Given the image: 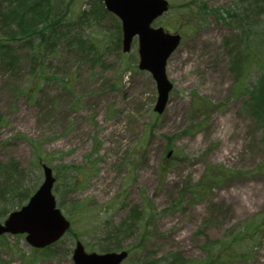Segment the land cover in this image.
I'll return each mask as SVG.
<instances>
[{"label": "rangeland", "instance_id": "rangeland-1", "mask_svg": "<svg viewBox=\"0 0 264 264\" xmlns=\"http://www.w3.org/2000/svg\"><path fill=\"white\" fill-rule=\"evenodd\" d=\"M65 1L71 33L46 67L49 78L34 70L29 47H18L15 69L0 64V163L15 159L27 171V188L35 190L43 182L41 164L53 168V192L73 231L46 249L33 248L25 235L1 236L0 264H74L77 240L101 253L105 222L119 223L134 206L143 211L144 226L122 242L132 248L124 264L173 251L202 261L207 237L233 236L242 237L248 253L231 264H264V223L253 235L264 221V143L244 107V91L264 77V0L260 13L242 0H169L172 10L153 26L182 40L167 62L173 90L162 115L154 112L152 75L138 68V40L124 53L115 40L119 20L99 23L87 14L103 0ZM7 7L0 0V17ZM225 11L246 12L242 17L252 15L256 23L243 31L237 20L219 16ZM7 32L0 30V38ZM75 39L92 47L80 44L88 58L77 44L68 49ZM241 39L246 57L237 73L228 48ZM210 165L230 172L228 179L195 198L191 187Z\"/></svg>", "mask_w": 264, "mask_h": 264}, {"label": "trees", "instance_id": "trees-1", "mask_svg": "<svg viewBox=\"0 0 264 264\" xmlns=\"http://www.w3.org/2000/svg\"><path fill=\"white\" fill-rule=\"evenodd\" d=\"M8 7L0 17V30L6 28L8 31L7 36L1 38L0 41V64L5 65L8 68L15 69L19 65L20 57L17 53L18 47H29L31 53L35 58L34 70L41 72L42 79L49 78L46 67L53 65V62L60 57L59 46L62 39L66 38L71 32V22L69 18L70 3L65 0H7ZM195 2L197 0H194ZM242 4H247V9L253 12L257 11V7L262 9L259 5V0H242ZM201 6V5H200ZM202 12L206 11L205 5L199 7ZM245 9V11H247ZM172 10V8H171ZM226 12V11H225ZM223 12L219 16L223 19L227 17L237 20V26L244 29L245 24L248 28H252L255 20L251 21L252 15H247L248 19H244L242 13ZM226 14L224 16L223 14ZM87 14L94 18L99 23L102 20L110 18L116 20L113 15L106 12L103 5L98 4L87 10ZM1 16V15H0ZM194 18V17H193ZM185 19L182 21L184 24ZM118 26L117 33L119 37L116 40V46H121V27L120 23H116ZM82 25V23H81ZM238 28V29H239ZM67 29V30H66ZM241 38V36H240ZM72 40L67 43L68 49L74 44L78 45V49L82 50L84 43L80 42L81 39ZM230 38L225 39V45L229 46L231 43ZM237 45L233 44L232 48H228L231 67L240 73L242 70V64L244 57H246V50L242 48L245 40L241 39ZM239 41V39H238ZM83 44V45H80ZM232 45V44H231ZM89 48L92 47L85 46ZM80 50V51H81ZM81 51V52H82ZM245 51V52H244ZM98 57L101 55L99 51H93ZM85 58H88L89 52H82ZM41 79V80H42ZM31 88V87H30ZM248 100L245 102V109L250 112L255 118L257 124L261 128V139L264 143V77L253 84L250 88L245 90ZM3 118L0 116V121ZM41 159V157L39 156ZM39 159V162H40ZM221 171V172H218ZM230 172L217 169L212 165L207 167V171L200 181V184L191 187V193L195 198L201 192L211 190L214 186L221 184L224 180L228 179ZM27 177V171L20 167V164L12 159L7 164L0 163V221L5 219L7 215L15 209L24 205L31 195L33 194L35 187L27 188L24 183ZM73 187L77 186V180L73 182ZM62 204V202H60ZM144 213L134 206L130 209V213L125 216L119 223L112 221H106L105 225L107 230L103 234L104 243L100 246L101 252H110L127 249L129 252L131 249L123 246L122 242L132 235H135V230L138 227L144 226ZM264 221H261L259 225L255 227L253 235L258 236L263 227ZM71 231H73L71 229ZM143 238L146 236L142 235ZM252 242L257 240L255 236ZM242 237L233 236L230 239L224 241L211 240L207 237L204 245L206 251V257L202 261H189L185 259L181 252H171L165 255L163 259H157L155 261L144 259L140 264H231L233 262L240 261L247 253L248 250L243 249L241 246ZM246 252H245V251Z\"/></svg>", "mask_w": 264, "mask_h": 264}, {"label": "water", "instance_id": "water-1", "mask_svg": "<svg viewBox=\"0 0 264 264\" xmlns=\"http://www.w3.org/2000/svg\"><path fill=\"white\" fill-rule=\"evenodd\" d=\"M108 11L122 22L123 50L130 51L134 37L139 38L141 70L149 71L157 85L158 98L154 111L162 114L168 104L173 84L166 74L167 60L180 43V35H172L163 28H152L155 19L169 9L167 0H104ZM44 181L40 188L20 210L10 213L0 223L2 234H26L27 242L34 248H46L60 240L69 230L70 221L57 208L53 195V171L43 165ZM127 251L87 252L77 241L73 250L74 264H122Z\"/></svg>", "mask_w": 264, "mask_h": 264}]
</instances>
